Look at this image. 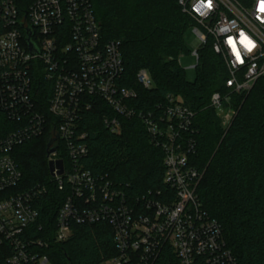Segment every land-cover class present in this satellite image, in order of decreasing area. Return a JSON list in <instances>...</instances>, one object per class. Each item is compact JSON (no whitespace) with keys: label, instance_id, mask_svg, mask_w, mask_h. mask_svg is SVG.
Instances as JSON below:
<instances>
[{"label":"built area","instance_id":"obj_1","mask_svg":"<svg viewBox=\"0 0 264 264\" xmlns=\"http://www.w3.org/2000/svg\"><path fill=\"white\" fill-rule=\"evenodd\" d=\"M178 4L194 22L197 62L198 50L210 40L225 66V91L213 93L209 107L226 130L235 116L233 96L264 80V0ZM123 74L120 42H103L90 0H0V248L9 250L8 264H50L39 251L47 248V238L36 236L42 230L35 204L46 188L21 190L22 174L13 157L16 147L47 130L54 148L47 156V167L53 164L49 178L66 193L53 242L66 241L72 225L105 223L117 255L97 264H156L165 252L177 264H238L220 224L197 195L204 173L190 164L194 112L172 95L138 111L132 105L135 91L121 86ZM136 81L146 90L154 88L144 69ZM41 93L48 94L45 106ZM94 98L107 109L102 124L111 134L120 133L123 119L142 122L163 153L164 190L130 196L121 185L84 169L88 148L80 124Z\"/></svg>","mask_w":264,"mask_h":264},{"label":"trees","instance_id":"obj_2","mask_svg":"<svg viewBox=\"0 0 264 264\" xmlns=\"http://www.w3.org/2000/svg\"><path fill=\"white\" fill-rule=\"evenodd\" d=\"M90 3L103 42H120L124 64L121 86L137 94L133 107L145 112L172 95L194 112L195 152L190 164L204 173L197 188L199 201L220 224L238 264H264V80H258L249 92L233 96L235 116L224 131L209 100L213 93L225 91V66L208 40L198 50L195 80H186L178 60L187 52L184 35L194 22L178 0ZM142 69L154 83L152 90L137 84L136 74ZM47 98V93H41L44 106ZM90 101L92 109L84 112L80 124L88 148L84 169L121 185L130 196L164 190L163 153L151 143L142 122L123 119L120 133L111 134L102 124L105 105L95 98ZM50 140L47 130L13 151L22 174L21 190L46 188L35 204L39 213L36 224L43 231L36 236L47 238L48 243L39 251L50 264H97L115 257L111 230L105 223L72 225L66 241L53 242L55 217L66 193L49 178L46 151ZM61 157L66 159L63 154ZM9 256L7 248H0V264H8ZM156 264L177 261L165 252Z\"/></svg>","mask_w":264,"mask_h":264},{"label":"rangeland","instance_id":"obj_3","mask_svg":"<svg viewBox=\"0 0 264 264\" xmlns=\"http://www.w3.org/2000/svg\"><path fill=\"white\" fill-rule=\"evenodd\" d=\"M184 42H185V48L186 53L182 54L179 58V64L182 69L185 70V78L188 82H192L196 78V69L195 66L197 64L196 58L192 55V51L194 50V42H195V36L193 34L192 27L189 28L185 35H184ZM222 121H220V124ZM224 131H227V129H223Z\"/></svg>","mask_w":264,"mask_h":264},{"label":"water","instance_id":"obj_4","mask_svg":"<svg viewBox=\"0 0 264 264\" xmlns=\"http://www.w3.org/2000/svg\"><path fill=\"white\" fill-rule=\"evenodd\" d=\"M30 35L31 34H28L27 35L26 42H27V45H28L31 53L34 54L36 52V49H35L34 45L30 42V39H29ZM51 143H52V141H50L48 143V146H47V151H46V155L47 156H49L54 151V148H51L50 147ZM48 166H49L48 167L49 168V172L52 173V171H53V164H52V162H49Z\"/></svg>","mask_w":264,"mask_h":264},{"label":"clouds","instance_id":"obj_5","mask_svg":"<svg viewBox=\"0 0 264 264\" xmlns=\"http://www.w3.org/2000/svg\"><path fill=\"white\" fill-rule=\"evenodd\" d=\"M261 10H264V5L261 6Z\"/></svg>","mask_w":264,"mask_h":264}]
</instances>
